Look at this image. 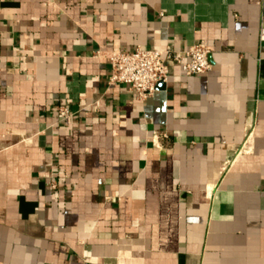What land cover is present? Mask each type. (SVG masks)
<instances>
[{"label":"crops","instance_id":"obj_1","mask_svg":"<svg viewBox=\"0 0 264 264\" xmlns=\"http://www.w3.org/2000/svg\"><path fill=\"white\" fill-rule=\"evenodd\" d=\"M263 31L264 0H0V264H264ZM196 44L205 74L109 85Z\"/></svg>","mask_w":264,"mask_h":264},{"label":"built area","instance_id":"obj_2","mask_svg":"<svg viewBox=\"0 0 264 264\" xmlns=\"http://www.w3.org/2000/svg\"><path fill=\"white\" fill-rule=\"evenodd\" d=\"M210 56V50L202 44L184 51L168 46L164 50L138 48L133 52H120L108 60L111 65L109 85L126 86L138 101L145 102L156 93L158 84L168 82L170 63L178 65L187 76L202 75L212 68ZM55 111L61 121L73 116L67 105L58 106Z\"/></svg>","mask_w":264,"mask_h":264}]
</instances>
